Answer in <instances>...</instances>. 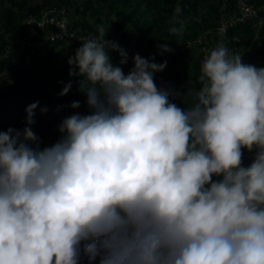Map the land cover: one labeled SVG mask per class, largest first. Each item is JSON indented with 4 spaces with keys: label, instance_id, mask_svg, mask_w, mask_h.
<instances>
[{
    "label": "clouds",
    "instance_id": "9594fccd",
    "mask_svg": "<svg viewBox=\"0 0 264 264\" xmlns=\"http://www.w3.org/2000/svg\"><path fill=\"white\" fill-rule=\"evenodd\" d=\"M106 31L68 60L90 114L43 149L38 102L23 130L0 131V264H264V68L218 45L182 109L154 81L167 61L137 54L125 74Z\"/></svg>",
    "mask_w": 264,
    "mask_h": 264
},
{
    "label": "rangeland",
    "instance_id": "374dc122",
    "mask_svg": "<svg viewBox=\"0 0 264 264\" xmlns=\"http://www.w3.org/2000/svg\"><path fill=\"white\" fill-rule=\"evenodd\" d=\"M0 0V131L26 127L25 109L38 102L35 123L31 126L42 149L61 139L58 127L62 120L79 113L88 115L86 94L79 90L80 77L69 76L68 63L78 46L70 42L45 45L44 36L37 35L36 22L50 8L66 7L76 29L93 25L99 33L128 40L135 48L134 56L156 61H167L154 80L159 89L171 93L180 91L181 108L191 107L194 97L188 95L190 87L199 88L200 68L203 60L218 45H226L231 52L241 54L242 62L264 68V0H248L261 15V21L235 23L225 34L220 33L224 21L238 14L237 0ZM261 25H256L260 24ZM178 31L173 33L171 29ZM210 31V32H209ZM100 34V33H99ZM21 36V37H20ZM202 39L182 52L188 39ZM19 40V41H18ZM16 49L10 56L3 55L9 43ZM167 45L171 51L160 46ZM111 62L127 74L133 60L120 64L118 52L109 51ZM133 56V57H134ZM154 57V59H152ZM72 82L68 94L60 96L65 84ZM80 102V108L70 104ZM41 108L47 111L41 113ZM243 166H249L255 152L243 149ZM213 179H220L214 177Z\"/></svg>",
    "mask_w": 264,
    "mask_h": 264
},
{
    "label": "built area",
    "instance_id": "2783aa9c",
    "mask_svg": "<svg viewBox=\"0 0 264 264\" xmlns=\"http://www.w3.org/2000/svg\"><path fill=\"white\" fill-rule=\"evenodd\" d=\"M238 4V14L236 18L233 20H226L223 24L218 27L220 33L225 34L228 29L234 26L235 23H239L242 21H261V15L259 14L258 10L249 3L248 0H237ZM227 7L226 0L223 3V8ZM35 21L36 29H33V32L37 35H40L41 31L47 33L44 36V45L51 42H70L75 46H79L82 44V41L90 39V38H98L100 34L96 33L94 30L88 29H76L72 26V21L70 17L69 10L62 6V7H54L48 9L42 16L39 21L32 20V18L28 21V24L32 27V22ZM256 25H261L256 24ZM210 32V31H209ZM21 37V36H20ZM105 39L108 41L116 42L119 47L123 48L127 54L133 55L134 54V46L123 38L113 37L112 35H105ZM19 41V40H18ZM202 39H188L184 46L181 47L182 51L188 50L196 45L198 42H201ZM15 44L12 42L9 43L4 51L3 55L8 57L13 49Z\"/></svg>",
    "mask_w": 264,
    "mask_h": 264
},
{
    "label": "trees",
    "instance_id": "16d2710c",
    "mask_svg": "<svg viewBox=\"0 0 264 264\" xmlns=\"http://www.w3.org/2000/svg\"><path fill=\"white\" fill-rule=\"evenodd\" d=\"M50 1H51V0H50ZM46 2H49V0H46ZM52 2H53V0H52ZM58 7H61V6L59 5ZM71 21H72V19H71ZM71 24H72L73 28H75V25H74L73 21H72ZM82 29L94 30V31L97 33L95 27H94L93 25H90V24H89V25H85L84 28H82ZM40 33L43 34V35L45 34V32H42V31H41ZM98 34H99V33H98ZM120 38H121V37H120ZM56 42H57V43H60V42H58V41H55V42H53V43H56ZM81 45H82V44H81ZM81 45H79L78 47H80ZM15 50H16V49L13 47L11 53L14 52ZM188 50H189V49H188ZM109 51H110V50H109ZM186 51H187V50H186ZM182 52H184V51H182ZM11 53H10V55H11ZM10 55H9V56H10ZM127 55H128V60H127V62H130V60H133L132 58H133L134 55H130V54H127ZM150 62L157 63L156 61H152V60H150ZM131 66H132V68H133V67H134V64H132ZM158 74H159V72H157V73L154 74V80L157 78ZM169 99H170L171 102L175 103L178 107H180V106H181V103H182L183 96H182V94H181L180 91H174V92H173V95H171V96L169 97ZM2 116H3V113H2ZM2 116L0 115V117H2ZM32 147H39L40 149H42L41 145H39V144H33ZM79 264H100V257L97 256L95 260H90L88 254L85 253V254H82V255H81V258H80Z\"/></svg>",
    "mask_w": 264,
    "mask_h": 264
}]
</instances>
